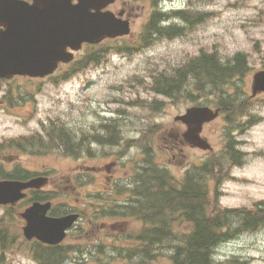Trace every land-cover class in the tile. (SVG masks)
<instances>
[{"label":"rangeland","instance_id":"374dc122","mask_svg":"<svg viewBox=\"0 0 264 264\" xmlns=\"http://www.w3.org/2000/svg\"><path fill=\"white\" fill-rule=\"evenodd\" d=\"M183 5L186 14L194 21L192 25L177 27V36L163 42L152 39L142 40L133 37L120 41L106 40L100 44L84 47L76 54V66L80 70L65 78V73L54 76L57 82L46 81L45 90L39 96V116L51 119L62 117L72 124L70 133L76 134L80 147L75 158H92L94 152L85 149L95 129L106 120L100 115L103 109L116 110V120L112 125L120 131L130 133L136 128L139 139L125 142L126 170L134 171L138 180L147 174L141 169L151 164L167 165L177 183L181 170L174 167L175 160L166 149L171 144L169 134L182 131L174 116L195 105L196 100L188 96L173 98L156 93L157 83L173 75L175 70L202 52H215L222 59L231 62L237 53H243L249 65V73L240 76L229 92L224 96H214L212 102H225L230 97H241L243 91L250 93L254 71L264 67V0H178L175 6ZM195 10L207 11V15L198 22ZM180 25V24H179ZM69 72V71H67ZM16 80L8 83L0 80V99L10 88L16 87ZM205 100V99H203ZM12 107L11 111H16ZM74 115L78 118L75 127ZM227 122L219 118L203 131V135L213 146V153L187 151V165L202 167L207 164V173L214 175L207 179V187L213 194V201L222 206L237 209H253L259 202H264V94L253 100L248 99V107L241 117L231 118ZM109 122V121H108ZM36 120L19 123L0 106V142L20 135H27L38 128ZM134 127V128H133ZM231 135L232 146L241 152L231 160L225 151ZM28 148H0V154L18 156L15 161L0 160V173L19 165L30 171H45L69 177L70 172L82 162L70 160L67 154H45L28 152ZM28 152V153H27ZM182 160L178 156L176 162ZM16 162V163H15ZM220 169L219 179L215 178V167ZM150 177H148L149 185ZM92 185L80 188L77 199L88 207V214L93 210L95 227L88 228V215L80 221V231L72 233L63 246L64 259L70 264H132L130 259L121 254H114L120 223L110 228L108 219L96 217V206H91ZM51 189V187H46ZM150 188V187H148ZM80 195V196H79ZM216 197V198H215ZM75 200V198H74ZM81 208H85L80 206ZM18 210L0 208V220L7 230L8 238L4 247L0 246V264H51L33 260L30 247L20 233L19 220L11 214ZM128 224H131L129 222ZM93 225V226H94ZM10 239H13L11 242ZM131 253V252H130ZM151 256L140 264H170L166 253H159L157 248ZM127 255V252H126ZM221 264H264V225L252 230L238 229L232 232L231 239L223 243L216 252ZM65 261V260H64ZM58 264H62L61 260Z\"/></svg>","mask_w":264,"mask_h":264},{"label":"water","instance_id":"95a60500","mask_svg":"<svg viewBox=\"0 0 264 264\" xmlns=\"http://www.w3.org/2000/svg\"><path fill=\"white\" fill-rule=\"evenodd\" d=\"M45 0L48 9H33L40 13L47 12L41 33L34 39L30 36L27 23L23 19L16 22L20 29L14 37L8 33L0 37V74H23L43 76L51 73L58 60L69 61L72 55L64 52L67 47L79 49L84 42L97 43L106 36H116L127 32L124 26L118 27L117 20L109 11H102L114 0ZM94 10V11H92ZM36 41V42H33ZM4 45V46H3ZM63 49V50H62ZM264 91V71L254 75L253 94ZM206 107H195L187 114L177 117L189 125L188 140L200 147L207 148V143L199 138L198 133L204 121L216 117ZM45 178L24 183L19 181L0 182V203L15 202L26 196L23 192L29 186H40ZM50 203L34 202L25 209L23 217L27 220L25 234L28 239L36 237L44 243L58 244L65 236V230L75 216L54 218L47 216Z\"/></svg>","mask_w":264,"mask_h":264},{"label":"trees","instance_id":"16d2710c","mask_svg":"<svg viewBox=\"0 0 264 264\" xmlns=\"http://www.w3.org/2000/svg\"><path fill=\"white\" fill-rule=\"evenodd\" d=\"M238 64L239 62L236 65L234 61L231 64L224 63L214 53H202L177 71V79L165 80L159 92L174 97L180 91L186 75L190 74L198 84L202 80L206 81V85L197 90L206 89L223 94L228 78L237 76ZM188 179L196 182L194 176ZM204 192L202 187L196 188V183L192 185V191L182 199L190 205V210L185 212L184 217L168 214L170 208L167 204L171 203L167 196L161 191L155 193L158 215L152 220V227L133 239L139 246L126 247V250H131L134 254V264H140V248L148 249L152 246H158L159 250L164 248L169 254L170 264H220L215 258V251L222 242L231 238L232 225L238 220L242 227L252 229L264 220V207H259L255 212L244 209L221 211L209 205V197ZM1 225L0 220V227ZM0 246L4 247V234L1 232ZM50 249L58 258H64L59 247Z\"/></svg>","mask_w":264,"mask_h":264},{"label":"flooded vegetation","instance_id":"af4514ba","mask_svg":"<svg viewBox=\"0 0 264 264\" xmlns=\"http://www.w3.org/2000/svg\"><path fill=\"white\" fill-rule=\"evenodd\" d=\"M23 2H25L27 5H33L35 0H21ZM122 5L128 6L130 9H134V8H139L142 5H134L132 6L130 3H126V2H121ZM118 5V2H115L111 8L116 9ZM123 12V11H122ZM2 26H0V31L2 30ZM61 65H59L57 72L61 71ZM48 78V77H47ZM47 78H42V79H38V78H26L29 81H36V80H46ZM38 90V88H37ZM34 92H31V89H24L21 90L18 97L20 98L19 102H25L28 99H30L31 97H33ZM5 100H0V103H4ZM174 139L180 144V145H184L185 142L183 141L182 138H180L179 133L175 134ZM120 146H113L112 149V153L111 155L114 156L113 160H108L106 162H100L97 164H93V165H89L86 162H81L76 169H73L72 175H71V182L72 184L70 186L66 187L67 189H70L71 192L67 193V199L65 201H61V202H57L55 203L54 207H53V212H55V214L58 215H65V214H69V213H79L80 214V219L82 218V215L85 213V210L83 208H80L79 206H76L74 204H71L69 201L72 199V193L77 192L78 191V184L80 181H84L87 180L89 183H91L92 181H95L96 176H101L102 178H106L107 180L110 181L111 185H109L108 190L104 196H103V203L106 204H113L115 201H117L119 198L121 197H125L128 195L127 192V188L125 189V191H120V188L122 187V181L118 178H114L115 175L120 174L121 178L124 180H128V178L130 177H134L132 175H129L126 171H124L122 168L124 166V161L121 158V155L119 153L120 150ZM123 166H122V163ZM38 175H42V176H47L49 178V182L47 183V186H53L55 187V189H50L47 190L46 187H43L39 190H29L28 194L29 196H32V194H39L41 192H47L50 194L52 200H54L53 198V194L52 192H55V195L57 197H59L58 193L61 191V187H62V181H63V177L61 175L58 174H54L51 175L48 171H35L32 172L30 171L29 176L30 177H34V176H38ZM113 184V185H112ZM141 190L139 189V187L137 186L135 189H131L130 190V194H135L136 195V202L138 203V195H140ZM79 202L78 199H76V203ZM175 202V201H174ZM91 206H94V204H91ZM111 209V205H109V213L111 217H114L115 215L110 211ZM121 214H124L123 212H120ZM89 224H88V228L92 229V225H93V221L92 218H94V212L93 210L89 213ZM80 222H77L74 227L72 228L71 232L72 233H76L79 231L80 227Z\"/></svg>","mask_w":264,"mask_h":264}]
</instances>
